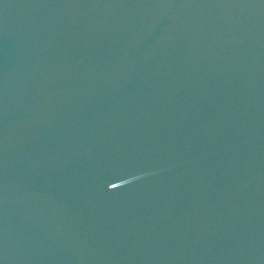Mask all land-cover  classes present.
I'll list each match as a JSON object with an SVG mask.
<instances>
[{
  "label": "water",
  "instance_id": "95a60500",
  "mask_svg": "<svg viewBox=\"0 0 264 264\" xmlns=\"http://www.w3.org/2000/svg\"><path fill=\"white\" fill-rule=\"evenodd\" d=\"M0 264H264V0H0Z\"/></svg>",
  "mask_w": 264,
  "mask_h": 264
}]
</instances>
